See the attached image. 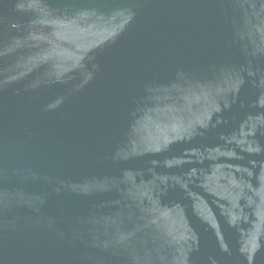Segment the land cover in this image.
Here are the masks:
<instances>
[{"label":"water","instance_id":"1","mask_svg":"<svg viewBox=\"0 0 264 264\" xmlns=\"http://www.w3.org/2000/svg\"><path fill=\"white\" fill-rule=\"evenodd\" d=\"M0 264H264V0H0Z\"/></svg>","mask_w":264,"mask_h":264}]
</instances>
